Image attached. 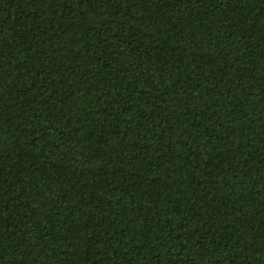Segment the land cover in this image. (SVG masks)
<instances>
[{"label": "trees", "instance_id": "1", "mask_svg": "<svg viewBox=\"0 0 264 264\" xmlns=\"http://www.w3.org/2000/svg\"><path fill=\"white\" fill-rule=\"evenodd\" d=\"M0 264H264V0H0Z\"/></svg>", "mask_w": 264, "mask_h": 264}, {"label": "snow or ice", "instance_id": "2", "mask_svg": "<svg viewBox=\"0 0 264 264\" xmlns=\"http://www.w3.org/2000/svg\"><path fill=\"white\" fill-rule=\"evenodd\" d=\"M137 2H139V0H137ZM77 6H79V5H77Z\"/></svg>", "mask_w": 264, "mask_h": 264}]
</instances>
